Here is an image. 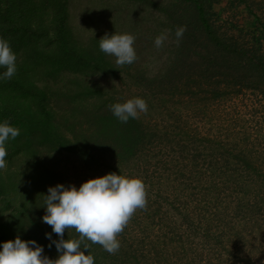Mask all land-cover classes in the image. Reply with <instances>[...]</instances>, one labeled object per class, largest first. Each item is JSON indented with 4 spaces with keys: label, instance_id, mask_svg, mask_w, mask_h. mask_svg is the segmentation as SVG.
Here are the masks:
<instances>
[{
    "label": "trees",
    "instance_id": "obj_1",
    "mask_svg": "<svg viewBox=\"0 0 264 264\" xmlns=\"http://www.w3.org/2000/svg\"><path fill=\"white\" fill-rule=\"evenodd\" d=\"M147 1L164 13L156 32L165 27L172 39L166 48L153 46L155 54L165 55L153 70L139 65L138 56L135 62L122 67L114 56L100 50L98 40L104 35L95 33L85 39L77 33L71 19L75 6L72 0H0V36L10 41L17 54L16 74L0 80V120H8L20 129V135L6 145L7 167L0 170V242L20 236L57 251L54 244L49 247L51 241L45 236L52 229L42 221V206L49 186L69 185L56 161L58 153L77 157L97 177L110 172L125 175L119 163L132 161L152 140L168 139L177 128L187 125L176 108L182 98H186L188 110L196 111L198 108L195 110L192 105L203 93L215 98L229 88L264 87V54L255 49L260 48L261 39L246 47L220 33L212 22L215 2L220 0ZM228 1L233 6L244 3L264 30V22L251 11L247 0ZM84 4L89 7L88 1ZM116 12L110 34L119 32L117 23L125 20L120 10ZM181 26L185 32L177 44L175 30ZM128 27L126 33L135 35L132 25ZM121 70L131 75L139 92L127 95L125 90L129 87L125 84L117 88L110 83L121 77ZM250 70L252 75H248ZM98 74L108 79L104 82L101 77L95 78ZM69 75L73 78L67 80ZM63 78L65 89L53 88L50 80L58 84ZM135 96L143 97L158 116L162 109L166 111L167 120L144 121L138 117L120 122L109 105ZM182 145V138L169 141V146L182 149ZM166 200L163 213L170 217L161 213L159 203L150 213V203L143 211L150 221L162 214L160 223H154L161 231L159 237L165 233L161 249L150 252L145 244L158 237L147 233L137 237L138 244L130 243L125 230L118 234L120 248L114 254L87 238L81 241V248L89 245L87 251L95 258V264H213L197 240L205 226L202 222L210 230L213 220L208 218H212L198 213V221L190 208L178 214L176 209L180 208L175 202ZM52 238L59 239L55 233ZM64 238L80 239V234L68 228ZM167 252L169 256L163 258V263Z\"/></svg>",
    "mask_w": 264,
    "mask_h": 264
},
{
    "label": "rangeland",
    "instance_id": "obj_2",
    "mask_svg": "<svg viewBox=\"0 0 264 264\" xmlns=\"http://www.w3.org/2000/svg\"><path fill=\"white\" fill-rule=\"evenodd\" d=\"M86 1L88 8L84 4ZM247 1L252 6L251 11L264 22V0ZM72 2L75 5L71 15L74 29L85 39L95 33L110 34L116 11L120 10L125 20L117 23L121 28L118 33L129 32L128 24L132 25L137 61L148 70L155 69V64L165 57L154 53L155 38L167 33L163 47L172 43L170 32L165 27L162 32H156L155 27L162 21L164 13L160 8L150 6L147 0ZM215 3L216 14L212 13V22L218 31L246 47H252L255 39H261L260 48L256 46L255 49L264 54V30L246 5L240 3L233 6L228 0ZM128 12L131 14L127 15ZM251 71L248 75H252ZM119 75L121 77L114 78L116 81L110 83L117 88L125 84L129 88H122H126L127 95L139 92L129 73ZM94 76L101 77L104 82L108 79L99 74ZM71 78L69 75L67 80ZM63 80L66 79L57 81L58 84L56 80L50 82L53 88L65 89ZM252 81L259 84L257 80ZM207 94L203 93L202 98L193 103L195 110L198 108L196 111L188 110L186 98H182L179 104L176 103V108L187 125L184 123L185 127L177 128L168 139L160 142L152 140L137 158L119 163L118 167L121 173L142 179L146 204L150 203L147 208L149 213L159 203L162 205L161 213L166 215L163 213L168 205L166 199H170L180 208L176 209L178 214L190 208L198 221L201 217L198 213L212 218H208L210 222L213 220L210 230L205 229L206 222H202L205 226L197 234V240L202 244L204 254L210 255L213 264H264V87L229 88L221 97L215 98L209 96L211 93ZM162 111L158 116L148 108L139 117L144 121L158 118L159 122H165L166 111ZM172 137L175 141L182 138V149L169 146ZM56 161L67 176L68 184L79 187L82 182L97 177L90 166L73 155L58 153ZM172 186L178 187L172 189ZM143 211L144 208H138L128 221L124 229L126 237L130 243L135 241L138 244L136 239L151 234L152 238L158 239L145 241L147 250L161 249L160 242L164 240L165 233L159 237L161 231L154 223L160 221L162 214L150 221ZM167 217H170L169 214ZM42 255L55 259L58 252L44 247ZM167 256L168 252L162 257L163 263L166 261L163 258Z\"/></svg>",
    "mask_w": 264,
    "mask_h": 264
},
{
    "label": "clouds",
    "instance_id": "obj_3",
    "mask_svg": "<svg viewBox=\"0 0 264 264\" xmlns=\"http://www.w3.org/2000/svg\"><path fill=\"white\" fill-rule=\"evenodd\" d=\"M185 27L175 30L179 44ZM168 34L161 33L154 40L157 49L167 40ZM135 36L130 33H106L99 41V48L106 55L114 56L118 65L132 64L137 59L134 48ZM0 80L12 78L17 72V54L7 38L0 36ZM112 114L122 123L136 119L148 111L143 97L135 96L109 105ZM20 135V129L8 120H0V170L7 167L6 145ZM144 182L137 176L110 172L90 178L77 187L75 184L58 183L49 186L44 195L45 214L42 221L51 226L45 233L55 245L58 256L55 259L42 255L44 246L36 240H23L20 236L0 242V264H95V258L88 253L89 245L81 248L84 238L101 245L105 251L114 254L120 248L118 234L139 208L146 206ZM68 228H74L80 239H65ZM55 233L59 239H53ZM86 250V251H85ZM87 253V254H86Z\"/></svg>",
    "mask_w": 264,
    "mask_h": 264
}]
</instances>
